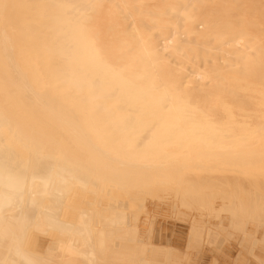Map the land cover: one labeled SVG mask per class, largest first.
I'll use <instances>...</instances> for the list:
<instances>
[{
	"label": "bare ground",
	"instance_id": "1",
	"mask_svg": "<svg viewBox=\"0 0 264 264\" xmlns=\"http://www.w3.org/2000/svg\"><path fill=\"white\" fill-rule=\"evenodd\" d=\"M0 264H264V0H0Z\"/></svg>",
	"mask_w": 264,
	"mask_h": 264
}]
</instances>
